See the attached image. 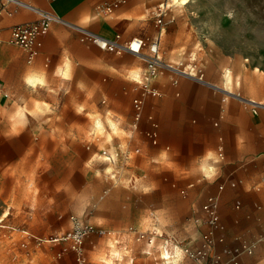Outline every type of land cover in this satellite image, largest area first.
I'll return each mask as SVG.
<instances>
[{
	"label": "rangeland",
	"instance_id": "rangeland-1",
	"mask_svg": "<svg viewBox=\"0 0 264 264\" xmlns=\"http://www.w3.org/2000/svg\"><path fill=\"white\" fill-rule=\"evenodd\" d=\"M158 3L174 17L160 60L211 86L186 75L173 86L164 69L153 79L160 95L144 99L138 121L131 101L143 58L80 42L67 24L50 27L66 34L47 61L40 53L27 63L21 48L0 42V264H77L63 240L71 217L106 231L83 238V264H154L170 252L171 264H186L181 249L209 231L201 206L225 180V227L212 233L210 256L225 264L246 242L253 253L237 264H264V111L247 102L264 103V0H136L133 36L146 40L145 55L159 34L149 12ZM128 227L157 233L151 255L122 235Z\"/></svg>",
	"mask_w": 264,
	"mask_h": 264
},
{
	"label": "built area",
	"instance_id": "built-area-1",
	"mask_svg": "<svg viewBox=\"0 0 264 264\" xmlns=\"http://www.w3.org/2000/svg\"><path fill=\"white\" fill-rule=\"evenodd\" d=\"M46 1L49 3H53L58 0ZM127 1L128 0H105L96 6V12L102 17L110 16L116 9L125 5ZM19 8H25L35 13L37 16V20L34 22L19 23L10 26L5 42L7 44L15 45L21 48L26 53L27 63H30L36 57L42 45L41 40L48 32L50 25L54 23H67L54 12L35 8L27 3L22 2L21 0H0V16L2 14L12 16ZM153 16L154 24L158 28L159 34L151 41L149 45V50L151 52L150 55H145L143 53V49L144 47H146V40L144 38L132 37L129 39H122L119 34H115L112 38H107L99 36L87 29L73 26L79 33V40L81 42L90 41L100 49L107 52H113L116 54L126 52L141 57L145 60L146 67L139 82V92L137 96H135L131 101L135 121H138L140 119L142 108L144 105V99L147 96L158 97L160 95L159 90L153 86L152 82L153 79L162 70L165 69L172 72V84L177 83L176 76L185 75L181 72L182 70L178 69L177 67L172 68L169 65L164 64L157 55L159 47V35L162 33L166 25L173 23L174 17L167 14V7L165 3H160L158 5ZM4 96H6V94H4ZM248 103L253 114H257L258 110L264 111V103ZM146 135L151 137L153 136V133L147 132ZM217 152L218 156L221 157L222 149L220 147L218 148ZM230 186L234 188L236 184L231 183ZM223 187L224 186L220 184L218 186L217 193L209 195L201 206V210L209 226V231L203 234L202 238L200 239L199 245L196 248L193 249L185 247L181 249L182 255L194 264H219V257L211 258L210 251L214 243L212 233L215 230L223 231L224 229V225L222 224L218 214L220 193L222 192ZM239 206L240 202L236 201L234 203L235 209H238ZM71 220L74 231L71 235L63 238V240L68 238L72 240L71 248L76 254L77 264H83V238L91 233H97L99 236H102L106 234V231L101 228L93 229L89 225H83L75 217H71ZM156 234L157 233L153 232L149 235L148 233H145L142 230H138L134 227H128L124 231V235L127 239L136 242H145L147 246H150L153 243ZM165 243H167V241ZM254 248V245L243 242V244L239 248H236L234 254L225 264H237V259L242 253L250 255L253 253ZM145 254H149V252L145 251Z\"/></svg>",
	"mask_w": 264,
	"mask_h": 264
},
{
	"label": "crops",
	"instance_id": "crops-1",
	"mask_svg": "<svg viewBox=\"0 0 264 264\" xmlns=\"http://www.w3.org/2000/svg\"><path fill=\"white\" fill-rule=\"evenodd\" d=\"M21 1L33 6L35 8L41 9V10L52 11L56 15L61 17L67 24L70 23L74 26L87 29V30H89V31H91L97 35H101L103 37L112 38L115 34H119L122 39H128V38H131L133 35H135L134 17L136 15V7H135L136 0H128L125 5L116 9L110 16H106V17L101 16V18L104 20H98V22L95 21L94 16H91V13H92V11L96 10L95 9L96 4L98 5L105 0H99L98 2H95V0H58V1L53 2V3H49L46 0H21ZM158 5H159V3L155 5V8L153 7V10L149 11L152 16H153L156 8L158 7ZM139 6L141 7V10L144 13H146V14L148 13L147 8L145 7L146 6L145 2L140 3ZM96 14H97V12H96ZM36 20H37L36 14L25 9V8L17 9V11L12 16H7L5 14H2L0 16V42L6 43L5 39L8 36V30H9L10 26H12L14 24H19V23L34 22ZM54 24H58V23H54ZM54 24H51L50 27ZM50 27H49L46 35L42 38V40H41L42 45H41V47L37 53V55H39L41 53L42 56H45V61H47L48 58H52V56L55 54L54 45L58 46L59 41H60V37H63L66 34V32H64V30H57L54 32L53 28L50 29ZM119 28H121L120 29L121 33L114 32V34L112 36H105L104 35L106 33H110L112 30L114 31V30H117ZM57 32H59V33H57ZM161 34L159 36H161ZM78 40H79V38H78ZM86 47L87 46L82 45L80 48L85 49ZM88 49H90V48H88ZM25 55H26V53H25ZM176 84L171 83V85H173V86H175ZM137 94L135 96H137ZM2 98H4V94H3ZM147 132L153 133V136H151V137H149L147 135L146 136L148 137V139L150 140V142L152 144H155L157 141V132H156V126L154 123H152L150 129ZM219 147L222 149V145L218 144L216 147V150H218ZM261 163H262V169H261L262 173L261 174L264 175V156L261 158ZM226 182H227V180H225L221 184L223 186H225ZM231 183L236 184V182H231ZM231 183H229V186ZM236 186H237V184H236ZM236 201H239V200H235L234 203ZM222 224H223V222H222ZM122 235H124V232L122 233ZM158 236H161V235L158 234ZM152 245H153V243L150 246H147L145 244L144 248H142V250H141V253L144 254L145 256L151 255ZM164 246H168V243H166V245H164ZM164 246L162 247V250L164 252H166L165 248H167V247H164ZM145 251L149 252V254H145ZM175 255H177V254H175ZM172 257H174V256L173 255L171 256V252H170L169 255H166V254L163 255L162 254V256H160V258L153 257V261L155 262L154 264H171V262H169V259ZM180 258H182V261H183L182 263L185 262L186 264L187 263L194 264V263L190 262L189 260H187L182 255V252H180ZM133 259H134V257L131 258V263H132Z\"/></svg>",
	"mask_w": 264,
	"mask_h": 264
},
{
	"label": "bare ground",
	"instance_id": "bare-ground-1",
	"mask_svg": "<svg viewBox=\"0 0 264 264\" xmlns=\"http://www.w3.org/2000/svg\"><path fill=\"white\" fill-rule=\"evenodd\" d=\"M175 1H178V0H175ZM191 0H180V4H182V5H187L189 2H190ZM68 25H71V26H74V25H72V24H68ZM99 36H101V35H99ZM170 66V65H169ZM170 67H172V68H175V67H173V66H170ZM177 70V69H176ZM183 74H185L186 76H188L189 78H191V79H195L196 81H198V82H200V83H202V84H205V85H210L211 86V84H208L207 82H205V81H203V80H201V79H197V78H195L194 76H193V74H190V73H185L184 71H181ZM33 83H40L41 82V80H37V81H32ZM236 98H237V96H235ZM238 98H240V97H238ZM248 102H250V103H252V102H254L255 103V101H248Z\"/></svg>",
	"mask_w": 264,
	"mask_h": 264
},
{
	"label": "water",
	"instance_id": "water-1",
	"mask_svg": "<svg viewBox=\"0 0 264 264\" xmlns=\"http://www.w3.org/2000/svg\"><path fill=\"white\" fill-rule=\"evenodd\" d=\"M215 89L220 90V91H223V90H221L220 88H217V87H215ZM223 92H224V91H223ZM237 98H238V97H237ZM238 99L243 100V101H246V100L241 99V98H238Z\"/></svg>",
	"mask_w": 264,
	"mask_h": 264
}]
</instances>
